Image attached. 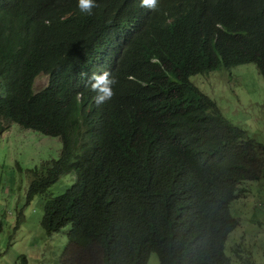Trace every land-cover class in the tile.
<instances>
[{"label": "trees", "instance_id": "trees-1", "mask_svg": "<svg viewBox=\"0 0 264 264\" xmlns=\"http://www.w3.org/2000/svg\"><path fill=\"white\" fill-rule=\"evenodd\" d=\"M96 3L92 15L81 13L78 0H9L0 11V119L8 123L0 121V130L16 123L62 141L58 158L26 175L28 202L44 197L42 227L50 235L66 231L60 264H148L152 253L160 264H235L226 249L239 224L231 207L244 183L264 182V143L235 130L192 77L242 63L264 76V20L248 16L247 31L237 32L242 41L228 45L209 40L204 24L188 34L150 30L158 92L140 95L135 117L122 122L106 117L81 86L88 52L80 64L66 60L63 45L41 32L77 31L59 14L77 22L129 17L109 0ZM183 35L184 46L173 49ZM79 38L106 43L93 29ZM131 70L149 73L141 65ZM41 72L49 82L35 92ZM65 175L73 183L47 194Z\"/></svg>", "mask_w": 264, "mask_h": 264}, {"label": "rangeland", "instance_id": "rangeland-1", "mask_svg": "<svg viewBox=\"0 0 264 264\" xmlns=\"http://www.w3.org/2000/svg\"><path fill=\"white\" fill-rule=\"evenodd\" d=\"M236 69L239 71L234 74L220 69L194 76L193 80L219 102L226 99L228 104L241 107L243 111L235 108L234 121L241 120L248 110L242 122L255 138L264 142V78L259 76L253 63ZM47 79V75L39 76L35 88L44 86ZM223 105L228 110L227 105ZM0 121L4 126L8 124L3 119ZM61 147L60 137L16 123L0 130V264H22L23 255L27 257V264H60L67 244L66 231L50 235L42 227L44 197L38 195L28 202L26 191L30 179L26 175L40 162L58 158ZM73 180L67 183V175L63 176L47 194L63 193ZM244 186L247 191L240 194L231 207L239 224L229 235L227 254L235 264L242 263L238 254H243L245 259L249 257L252 264H264V207L258 206H264V182L248 181ZM239 247L243 252H235ZM148 264H160L156 253L151 254Z\"/></svg>", "mask_w": 264, "mask_h": 264}, {"label": "clouds", "instance_id": "clouds-1", "mask_svg": "<svg viewBox=\"0 0 264 264\" xmlns=\"http://www.w3.org/2000/svg\"><path fill=\"white\" fill-rule=\"evenodd\" d=\"M109 1L115 7L128 10L129 17L122 21L107 18L104 21L95 19L77 22L59 14L67 20V25L76 26L77 31L55 28L41 32L47 33L53 42L63 45V57L66 60L80 64L88 52V57L84 60L86 68L81 86L103 110L106 117L117 115L122 122L135 117L138 108L137 99L140 95H151L158 92L156 87L158 78L154 77L153 72L161 69L157 66L158 59L153 55L147 38L150 30L173 27L188 34L196 30L199 25L204 24L205 35L209 40L215 43L221 41L228 45L235 41H242V37L237 32L247 31L245 20L248 16L264 20V0ZM3 2L9 6V0H0L1 12L7 7L3 5ZM96 7H98L96 0H78V8L81 13L92 15L93 9ZM86 29H93L97 37L104 39L106 43L96 47L85 43L79 38V33ZM186 40L187 36H181L172 48L176 50L183 47ZM242 64L221 69L230 70L234 74L239 71L236 68L243 66ZM133 65L147 67L149 73L145 76H138L131 70ZM258 74L264 78L260 71ZM41 75L48 76L47 82L41 88L36 89L35 82ZM48 82L49 75L41 72L34 80V91L38 92L47 86ZM83 90L79 92V98L82 96ZM208 95L222 115L233 123L235 130L246 131L250 138L260 141L249 132L248 127L242 122L249 114L248 110L241 120L234 121L232 118H234L235 108L238 106L228 104L226 99H224L225 102L222 99L219 102L218 99ZM223 104L227 105L228 110ZM238 109L243 111L241 107ZM232 120L242 125L236 124Z\"/></svg>", "mask_w": 264, "mask_h": 264}]
</instances>
